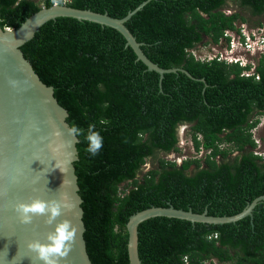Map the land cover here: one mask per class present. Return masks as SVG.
Returning <instances> with one entry per match:
<instances>
[{
  "label": "trees",
  "instance_id": "trees-1",
  "mask_svg": "<svg viewBox=\"0 0 264 264\" xmlns=\"http://www.w3.org/2000/svg\"><path fill=\"white\" fill-rule=\"evenodd\" d=\"M55 1L0 0V26L18 28ZM144 1L65 4L123 18ZM230 5L236 11L229 14ZM242 12L264 18V0H151L137 11L125 26L146 57L191 75L164 74L161 88L159 75L136 59L125 38L97 23L60 17L20 47L41 82L53 87L68 125L84 131L77 137L74 168L92 264H129L126 223L136 212L173 206L232 216L264 196V158L255 154L253 134L256 117L264 115V53L250 76L243 74L250 67L199 60L192 53L221 39L229 45L224 35L242 33L236 25L246 21ZM90 124L103 137L94 157L85 151ZM183 124L194 150L208 153L178 166L158 157L180 152ZM151 159L157 166L137 178ZM138 253L142 264H264V201L235 223L148 219L138 226Z\"/></svg>",
  "mask_w": 264,
  "mask_h": 264
},
{
  "label": "water",
  "instance_id": "water-1",
  "mask_svg": "<svg viewBox=\"0 0 264 264\" xmlns=\"http://www.w3.org/2000/svg\"><path fill=\"white\" fill-rule=\"evenodd\" d=\"M149 1L142 2L123 18L60 2L41 8L18 28L0 26V264H39L27 245L35 240L46 242L55 223L49 225L47 217L34 216L30 224H23L14 210L17 203H30L36 198L58 201L61 215L56 223L68 221L76 230L71 251L59 264H92L83 238L82 199L74 168L78 160V138L68 134V113L54 98L53 87L41 82L20 47L48 21L69 17L117 30L125 38L126 46L134 51L136 59L148 71L159 75L160 88L164 74L182 72L191 77L181 68L163 69L150 61L141 49L142 43L137 42L125 26ZM9 81H16V86L12 87ZM259 201H264V196L255 198L238 214L221 217L209 216L207 211L198 214L173 206H153L136 212L126 223L129 264H142L138 253V226L148 219L167 217L214 225L235 223L251 217Z\"/></svg>",
  "mask_w": 264,
  "mask_h": 264
},
{
  "label": "clouds",
  "instance_id": "clouds-1",
  "mask_svg": "<svg viewBox=\"0 0 264 264\" xmlns=\"http://www.w3.org/2000/svg\"><path fill=\"white\" fill-rule=\"evenodd\" d=\"M241 26L242 25H240V27L238 28H241ZM6 29H12V28L6 27ZM241 32H242L241 34H238L235 31H231V35H229V37L232 39L234 36H237L241 39L242 44L247 45L246 35L243 34L242 28H241ZM259 34H260L259 36L260 39L264 38V29ZM247 35L251 38L250 33L249 34L247 33ZM224 36H228V35H224ZM243 37L245 38L244 41H242ZM251 39L255 40V38H251ZM230 41H229V45H227L225 40V49H231ZM255 49L257 51L264 50V48L258 49V47H256ZM226 52H227L226 56L230 57V55L228 54V52L230 51H226ZM213 54L219 55L221 53L217 51L216 53ZM213 59H218V58L215 57ZM237 59L238 60H236L235 62L229 64H238L241 67H250L249 71L243 70V73H248V76L253 75L256 72V67L258 64L256 66H252V64L243 62V60L239 59L238 57ZM204 61H208V60H204ZM225 61L228 60L225 59ZM9 83L12 87H15L17 82L9 81ZM68 134L73 137H79L81 135H84V131L80 129L78 126L73 124L68 128ZM85 139L88 143V146L85 149V151L88 152L93 157L96 156L99 153L100 149L103 147V137L100 135L99 131L96 130L94 124L89 125L87 133L85 135ZM205 153L207 154L208 152ZM194 158L201 159L200 157H196V156ZM183 160L184 159H180V157H174L170 161H175V162L179 161L176 162L177 165L179 166ZM14 210L18 214L20 222L23 224H30L34 216L47 217L46 223L49 225L55 223L54 230L49 232L46 236V242L41 243L39 240H35L27 245L28 249L35 254L34 259L38 261L39 264H59L61 258L67 257L68 253L71 251V246L75 237L76 230L70 225L68 221H62L60 223H56L57 217L61 215V204L58 201L54 200V201L46 202L40 200L39 198H36L33 199L30 203H23V202L17 203L15 205Z\"/></svg>",
  "mask_w": 264,
  "mask_h": 264
},
{
  "label": "rangeland",
  "instance_id": "rangeland-1",
  "mask_svg": "<svg viewBox=\"0 0 264 264\" xmlns=\"http://www.w3.org/2000/svg\"><path fill=\"white\" fill-rule=\"evenodd\" d=\"M43 1V0H38ZM225 11L227 13H233L236 11V8L232 5L230 7H226ZM244 17L246 18L245 22H236V25L244 30L245 34L247 33L251 34V38H257V36L254 37V34H257L260 36V32L264 29V18L263 16H252L247 12H242ZM230 48L231 49H225V40L222 39V41L218 45H214L211 43H208L207 45H198L195 49L192 50V53L195 57L198 59L202 57H206L207 55H212L213 53H216L219 51V53L222 54V56H226L227 52L230 56L238 57L239 59L243 60V62L250 63L252 66H256L258 64V61H260V55L264 53V50L257 51L254 47L249 48L245 44L241 43V39L237 36H234L231 39ZM262 41V39H260ZM208 41L207 39L204 40V43ZM259 45V44H258ZM263 49V47H262ZM226 50V51H225ZM256 118L260 119V123L257 125L256 130H254L255 133V139L257 140L258 148L261 147L260 151H264V115L263 116H257ZM179 153H168V155H165L163 153L159 154L158 158H163L166 160H172L174 157H180V159H186V158H194L204 157V151L197 153L193 147L191 146L189 136H188V126L187 125H181L179 127ZM235 154L237 152H234ZM233 154V156L235 155ZM179 162V161H176ZM157 166V159L156 160H147L145 165L142 168V171L138 174L137 178H141L147 171L155 168ZM213 264H227V263H219L215 259L212 260ZM206 264H209L207 262Z\"/></svg>",
  "mask_w": 264,
  "mask_h": 264
},
{
  "label": "built area",
  "instance_id": "built-area-1",
  "mask_svg": "<svg viewBox=\"0 0 264 264\" xmlns=\"http://www.w3.org/2000/svg\"><path fill=\"white\" fill-rule=\"evenodd\" d=\"M68 1H70V0H56L55 1V4H58V3H60V2H62V3H66V2H68ZM242 31H243V34H245V32H244V30L242 29ZM228 33L226 34L225 33V35H231V32L230 31H227ZM246 35V34H245ZM255 36H257V38H255V40H252L248 35H246V41H247V47H249V48H256V47H258V49L259 48H264V38H262V41L260 40V38H259V35H257V34H254ZM222 41V39L219 41V43ZM232 41V40H231ZM231 41H230V44H231ZM259 44V45H258ZM215 57H217L218 58V60H221V61H223V60H225V59H227L228 61V63H232V62H235L236 60H238L237 59V57H232V56H222V54H219V55H217V54H212L211 56L210 55H207L206 57H202V58H200V60H212L213 58H215ZM197 58V57H196ZM244 75H246V76H248V73H243ZM254 130H256V128L254 129ZM254 130H253V134H254V139H255V133H254ZM255 141H256V144H257V140L255 139ZM260 149H261V147L260 148H258V144H257V147H256V149H255V154L256 155H258V156H262L263 158H264V151H260ZM204 150L201 148V150L199 151V153L200 152H203ZM205 152V151H204Z\"/></svg>",
  "mask_w": 264,
  "mask_h": 264
},
{
  "label": "flooded vegetation",
  "instance_id": "flooded-vegetation-1",
  "mask_svg": "<svg viewBox=\"0 0 264 264\" xmlns=\"http://www.w3.org/2000/svg\"><path fill=\"white\" fill-rule=\"evenodd\" d=\"M259 62V61H258Z\"/></svg>",
  "mask_w": 264,
  "mask_h": 264
}]
</instances>
